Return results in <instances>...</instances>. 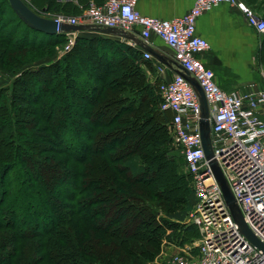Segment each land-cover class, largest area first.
I'll list each match as a JSON object with an SVG mask.
<instances>
[{
  "label": "trees",
  "instance_id": "1",
  "mask_svg": "<svg viewBox=\"0 0 264 264\" xmlns=\"http://www.w3.org/2000/svg\"><path fill=\"white\" fill-rule=\"evenodd\" d=\"M38 1L53 15L84 10L82 0ZM7 15L28 28L0 0V66L14 77L0 86V264H151L164 242L197 239L185 223L195 197L172 155L171 116L142 69L150 62L115 39L77 36L49 64L20 70L18 56L66 36L28 28L43 43L16 42ZM260 51L264 67V42Z\"/></svg>",
  "mask_w": 264,
  "mask_h": 264
},
{
  "label": "built area",
  "instance_id": "2",
  "mask_svg": "<svg viewBox=\"0 0 264 264\" xmlns=\"http://www.w3.org/2000/svg\"><path fill=\"white\" fill-rule=\"evenodd\" d=\"M68 1V0H60ZM137 0H104L90 3L79 16L58 14L53 20L67 25L92 24L135 33L148 44L158 37L171 51L172 59L190 75L203 90L210 110L213 159L221 168L232 196L241 210L244 224L264 245V88L249 85L245 92L226 93L214 82V73L201 56L209 50L206 39L196 32L202 14L221 4L237 6L238 0H194L190 10L181 17L164 20L141 15L135 9ZM244 17L250 27L264 33V22L248 10ZM62 53L71 50L75 33L66 34ZM142 59L152 61L149 52ZM157 77L164 66L155 67ZM160 110L170 114L168 123L173 145L184 161L190 176L195 204L186 224L199 232L195 252L184 246L165 264H264V253L240 233L228 210L220 186L205 159L200 136V106L193 88L174 74L168 81H158Z\"/></svg>",
  "mask_w": 264,
  "mask_h": 264
},
{
  "label": "crops",
  "instance_id": "3",
  "mask_svg": "<svg viewBox=\"0 0 264 264\" xmlns=\"http://www.w3.org/2000/svg\"><path fill=\"white\" fill-rule=\"evenodd\" d=\"M103 1L82 0L83 5H78V9L79 11L84 9L86 2L88 5L90 3L98 5L100 4L98 2L102 3ZM73 3L77 4L78 0H73ZM193 3L194 0H137L135 9L141 15L171 20L185 15ZM245 10L264 22V0H238L237 6L221 4L199 16L196 22L197 35L206 39L210 47L201 56V59L213 71L215 84L226 93L245 92V89L251 84L256 89L264 88V67L261 65L260 54L264 36L263 33H259L246 22ZM70 16H79V13H70ZM75 34V39L77 36H100L112 41L115 39L129 45L140 54L142 52L134 43L116 36L111 37L86 31ZM134 34L138 37V31ZM65 36L67 38L68 35ZM148 41V46L172 59L173 54L162 40L151 36ZM61 54L64 53L61 52ZM149 62L150 66H144L142 69L150 84L158 83L160 80L168 81L174 74H178L176 67L168 69L154 58ZM158 65L164 66L166 69L160 77H157L155 70ZM259 118L264 121V114H260Z\"/></svg>",
  "mask_w": 264,
  "mask_h": 264
},
{
  "label": "water",
  "instance_id": "4",
  "mask_svg": "<svg viewBox=\"0 0 264 264\" xmlns=\"http://www.w3.org/2000/svg\"><path fill=\"white\" fill-rule=\"evenodd\" d=\"M9 2L12 12L20 19V21L29 29L34 30L39 33H44L46 35L55 36L58 33H83L91 32L96 34L107 35L111 37H119L123 40L130 41L138 46L142 51L149 52L150 55L157 61L163 64L168 69L176 67L178 70V75L182 76L186 82H189L195 95L198 97L199 106H200V136L202 139V150L205 154V159L208 161L209 167L212 169L215 182L220 186L222 196L228 210L231 213L233 221L238 225L240 233L250 241L258 250L264 253V245L259 242L257 238L254 237L247 225L244 224L241 210H239L234 196H232L228 182H226L224 175L219 168V165L213 159L212 146H211V125L210 121V110L206 97L203 94L198 82H196L188 73H186L183 68H181L173 59L160 54L158 51L152 49L144 41H141L134 33L124 32L120 29H112L108 27L96 26L92 24L85 25H67L60 24L57 26V23L50 18H45L36 14L24 0H6Z\"/></svg>",
  "mask_w": 264,
  "mask_h": 264
},
{
  "label": "rangeland",
  "instance_id": "5",
  "mask_svg": "<svg viewBox=\"0 0 264 264\" xmlns=\"http://www.w3.org/2000/svg\"><path fill=\"white\" fill-rule=\"evenodd\" d=\"M28 3L29 7L32 8V10L37 13L40 16H43L45 18H50L53 19L54 17H56V15H53L52 12L50 11H45V10H41V6L43 5L42 2L38 1V0H24ZM43 8H46L43 6ZM11 20H15L16 21V17H12V16H5L3 23L6 22H10ZM7 29L5 30V32H7V34L9 36H12V38L14 37V40L17 42L19 41H23L24 37L27 36L28 40H31V38H34L32 40H35V44L36 46L40 45L43 43V41L45 40V38H43L42 35L36 34V33H32L28 28H25L20 22L16 21L13 22L10 26L6 27ZM22 43V42H21ZM66 45V44H65ZM65 45H60L55 49L52 48H42V49H38L36 47L33 48V50H28L25 53V59H21V57H17V61L22 64V68H20V70L22 69H29V67L31 68H38V67H43L47 64H49L50 60H52L54 57H52L53 55H60L62 52V49L64 48ZM8 52L13 53V49L10 47H7ZM15 53H20L18 51H16ZM62 55V54H61ZM4 64H8V62L4 61ZM7 67L1 65L0 66V86L1 87H7L9 85H11L14 77L11 74H7L6 73ZM4 71V72H3ZM16 73H18L16 71ZM67 114L69 115V117H71V115L73 114V112L71 111H67ZM30 121V120H29ZM31 132V130H30ZM36 141H40L39 137H36L35 139ZM176 150V147H175ZM175 150H173L172 155L176 156L174 159L177 162V159L179 158V152H176ZM75 150H72L71 152H74ZM69 161V160H68ZM72 166L73 162H69ZM177 169L180 170L181 172H183L184 174H188L187 170L184 168V166H179L177 165ZM156 172H151L150 174H148L147 176H152V175H156ZM52 175V174H50ZM53 177V175H52ZM37 179H39V177L36 176ZM54 178V177H53ZM52 178V179H53ZM36 184V183H35ZM56 192H59V194H62V191L57 189ZM45 196L47 197V195L45 194ZM118 208L121 207L122 205L120 203H117ZM133 213V212H131ZM127 222H131L130 219L127 220ZM134 224L132 225L133 228L136 227L138 225L137 221L134 219L133 220ZM132 222V223H133ZM186 223V222H185ZM33 226V224L27 223V225H25V227H31ZM199 233V232H198ZM200 236V235H199ZM198 236V238H199ZM198 238L192 240V242L187 243V247H192L193 245H197L198 243ZM30 241H24V243H29ZM184 245V246H186ZM181 247L182 248H184ZM195 246H193L192 248V252H195ZM180 253V247H174L170 244H168L167 242H164L162 244L161 247V251L159 252V254L157 255V257L153 260V262L151 264H165L166 261L168 260V258L172 257L175 254Z\"/></svg>",
  "mask_w": 264,
  "mask_h": 264
}]
</instances>
